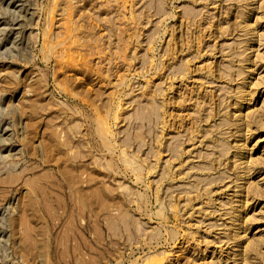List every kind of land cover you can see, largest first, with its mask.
<instances>
[{"label":"rangeland","instance_id":"obj_1","mask_svg":"<svg viewBox=\"0 0 264 264\" xmlns=\"http://www.w3.org/2000/svg\"><path fill=\"white\" fill-rule=\"evenodd\" d=\"M0 264H264V0H0Z\"/></svg>","mask_w":264,"mask_h":264}]
</instances>
